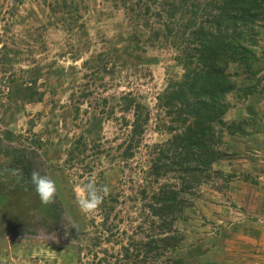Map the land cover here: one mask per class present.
<instances>
[{
    "label": "rangeland",
    "instance_id": "1",
    "mask_svg": "<svg viewBox=\"0 0 264 264\" xmlns=\"http://www.w3.org/2000/svg\"><path fill=\"white\" fill-rule=\"evenodd\" d=\"M171 3L0 0V264H164L170 258L207 264L211 255L223 262L229 222L243 218L232 206L231 185L246 180L218 167L232 160L230 146L214 166L221 174L199 187L175 223L184 236L176 255L140 246L165 238L153 230L157 219L145 207L161 185L180 182L174 172L156 175L155 164L169 165L156 160L179 130L163 96L195 69L179 48L187 20L182 12L169 18ZM160 12L163 17L154 16ZM258 38L263 60L253 67V83L264 93V32ZM241 66L227 72L234 76ZM31 85L37 94L30 101ZM241 95L238 89L227 96L232 117L244 107ZM34 169L56 182L48 204L31 183ZM88 179L109 191L85 214L74 188ZM217 244L221 252L210 254Z\"/></svg>",
    "mask_w": 264,
    "mask_h": 264
},
{
    "label": "trees",
    "instance_id": "2",
    "mask_svg": "<svg viewBox=\"0 0 264 264\" xmlns=\"http://www.w3.org/2000/svg\"><path fill=\"white\" fill-rule=\"evenodd\" d=\"M173 1L168 9L172 11L169 18L182 12V18L187 20L179 48L184 50L186 62L195 65V69L165 91V106L172 116L171 122H178L179 130L173 133L156 160L159 163L166 160L169 165L155 164V169L157 176L176 173L180 182L178 186L161 185L152 195L154 204L145 207L153 219H157L158 223L151 221L153 230L165 238L151 239L140 246L148 248L149 254L163 250L175 256L176 243L184 240L175 223L192 205L199 187L213 175L221 174L214 166L227 157L223 154L224 148L229 146L225 134L245 133V121L228 119L231 105L227 96L238 89L241 100L259 93L253 83L258 71L253 67L263 60L258 58L255 46L260 44L258 36L264 32V0ZM154 16L163 17L161 12ZM237 63L242 64V69L232 76L227 71ZM237 82L241 83L240 87ZM31 87L30 101L37 94L34 86ZM137 108H141L140 104ZM169 131L176 129L170 127ZM142 230L139 226L136 233ZM160 245L164 248L160 249ZM164 264L186 263L180 258H170Z\"/></svg>",
    "mask_w": 264,
    "mask_h": 264
},
{
    "label": "crops",
    "instance_id": "3",
    "mask_svg": "<svg viewBox=\"0 0 264 264\" xmlns=\"http://www.w3.org/2000/svg\"><path fill=\"white\" fill-rule=\"evenodd\" d=\"M259 97H264V93L259 91L258 94H251L242 99L244 107L240 109L238 105L235 108L237 115H233L234 117L232 112H229V120L239 122L248 120L249 117L253 120L244 126V134L225 135L224 139L233 154L232 160L226 162L225 166L218 164V167L227 173L245 174L246 180L234 182L230 189L234 200L232 206L238 207L243 218L228 221L233 228L226 231L227 251L223 262L218 263L212 258L213 255L210 256L221 252L222 247L217 244L216 249H210L207 256H210L212 262L207 264H264V118L257 108L255 98ZM247 108L256 110L259 113L257 117L254 111L249 114ZM261 108L264 110V106Z\"/></svg>",
    "mask_w": 264,
    "mask_h": 264
},
{
    "label": "clouds",
    "instance_id": "4",
    "mask_svg": "<svg viewBox=\"0 0 264 264\" xmlns=\"http://www.w3.org/2000/svg\"><path fill=\"white\" fill-rule=\"evenodd\" d=\"M10 171L14 176L19 177L21 175V170L18 168H13ZM30 178L34 190L41 202L43 204L52 202L57 192L55 180L50 178L47 174H43L39 169H34L31 172ZM108 191L109 189L107 186H98L92 179H88L86 182L76 185L74 188V195L80 211L87 214L96 210L103 202Z\"/></svg>",
    "mask_w": 264,
    "mask_h": 264
}]
</instances>
